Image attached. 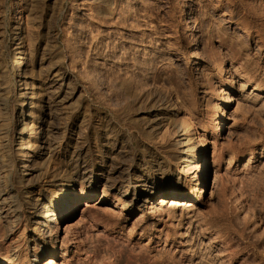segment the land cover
<instances>
[{
    "label": "rangeland",
    "instance_id": "obj_1",
    "mask_svg": "<svg viewBox=\"0 0 264 264\" xmlns=\"http://www.w3.org/2000/svg\"><path fill=\"white\" fill-rule=\"evenodd\" d=\"M49 258L264 264V0H0V264Z\"/></svg>",
    "mask_w": 264,
    "mask_h": 264
},
{
    "label": "bare ground",
    "instance_id": "obj_2",
    "mask_svg": "<svg viewBox=\"0 0 264 264\" xmlns=\"http://www.w3.org/2000/svg\"><path fill=\"white\" fill-rule=\"evenodd\" d=\"M18 53H20V52H18ZM67 93L68 92L65 91L64 92V96ZM220 130L221 129H218V133H220ZM190 132H191V126H190V124H186L185 129L182 130V133H180L179 136H180V138H183V137L187 136L188 134H190ZM177 144L178 145L182 144L181 140ZM27 169H28L27 166H24V169L19 174V179L18 180L22 184L25 182V176L33 174L31 172H28ZM208 170H209V161H208L207 157H205L204 159H202V163H201V165L199 167V172L197 173V181H198V183L200 185H202L203 182L207 179ZM25 194H28V192L26 191ZM73 194H74V192L68 196L67 202L63 205L61 212L58 214V217H57V215L50 213L49 206L41 205V203H39V205H37V206H42V209H44V212H45L44 214H46L44 217H46V218L48 217V219L49 218H53V217L54 218H58V221H60V223H65L64 225H67L66 228H68L70 226V223H69L70 217L74 214V210H75V206H76ZM14 195H16V194H14ZM13 198L14 197H12L11 199H13ZM196 198H197V194H196V189L195 188H192L188 192V194L183 195V196L178 195L175 192H170V193L162 195V197L160 199V202H159V205H163V204L166 205L167 203H170L174 199H178L179 201H181V203H185L187 205L188 203L195 201ZM17 214H20V213L17 212L15 214L16 215V220H19L20 217H19V215L17 216ZM46 261L47 262L45 264H56V262H54L53 258H49ZM6 264H15V263L14 262H7ZM29 264H33V263H29Z\"/></svg>",
    "mask_w": 264,
    "mask_h": 264
}]
</instances>
